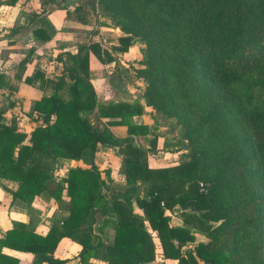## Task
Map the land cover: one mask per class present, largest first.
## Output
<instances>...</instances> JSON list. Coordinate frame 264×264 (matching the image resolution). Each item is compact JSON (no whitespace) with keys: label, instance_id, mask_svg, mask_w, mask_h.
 Instances as JSON below:
<instances>
[{"label":"trees","instance_id":"obj_1","mask_svg":"<svg viewBox=\"0 0 264 264\" xmlns=\"http://www.w3.org/2000/svg\"><path fill=\"white\" fill-rule=\"evenodd\" d=\"M119 1L130 5L144 44L143 67L135 69L136 77L147 81L144 104L161 106L184 121L187 134L201 129L202 146L177 164L149 167L157 137L150 138L149 147L135 142L150 133L138 118L144 105L97 100L89 54L103 64L112 62L113 51H127L135 33L122 28L115 43L92 39L65 52L63 76L56 82L40 71L23 80L64 87L67 98L53 94L35 100L31 112L40 123L28 137L14 123L0 122V178L18 182L13 199L30 203L45 191L66 214L45 234L13 222L0 237V264L19 262L2 248L32 253L33 264H64L53 255L63 237L80 245V264H91L88 257L104 264L151 262L157 255L154 238L162 257L177 264H264V97L256 91L264 93V0ZM94 10L93 0H87L66 10V17L96 24ZM33 36L50 38L41 28ZM3 77L0 73V85ZM81 111H94L105 125L94 127ZM113 125H124L127 135L114 136L108 128ZM99 146L117 147L125 186L114 188L109 169L101 177L95 164ZM63 160H80L86 167L71 166L57 178L54 170ZM137 183L144 197L138 196ZM109 185L108 201L102 186ZM175 207L182 226L171 224L166 213ZM107 226L113 235L104 241L99 234ZM193 229L208 241L194 242Z\"/></svg>","mask_w":264,"mask_h":264},{"label":"crops","instance_id":"obj_2","mask_svg":"<svg viewBox=\"0 0 264 264\" xmlns=\"http://www.w3.org/2000/svg\"><path fill=\"white\" fill-rule=\"evenodd\" d=\"M81 1L73 0L72 3L70 0L0 1V73L4 75L0 85V112L2 113L0 122L6 125L14 123L18 131L26 133L27 137L32 128L40 123V121L33 119L34 117L31 112L33 102L42 96L55 94L58 97L67 98L68 94L64 87L54 89L52 83H47L43 87H40L39 81H35L31 85L24 82L23 78L25 76H33L36 71H40L43 73L45 79L56 82L58 78L63 76L62 61L66 57L65 52L73 53L79 44L92 39L101 40L102 42L110 40V42L115 43L117 42V38L123 34L120 28L113 25H102L100 23L82 24L67 18L66 10H72ZM40 28L44 29L45 33L50 36L48 40L34 39L33 30ZM86 30L94 33V36L98 34L100 36L95 38L93 36L92 39L88 38L90 34L87 36ZM128 50L113 51L112 54L115 59L107 64L101 63L92 53L89 54V81L96 92L98 101L104 103L118 100L130 101L124 98H116L111 101L109 100L111 96L118 97L116 93L112 95V91L109 90L104 91L101 95L98 91V87L102 85L104 77L110 73V70H113L111 65H119L117 59L125 55ZM58 54H62V60L56 59ZM26 55H29L28 60L23 68H20L19 62ZM120 62L123 61L120 60ZM63 78L66 83H70V79L67 76ZM129 85V83L125 82L124 88L126 87L129 90L131 87ZM119 94L123 95V93ZM139 101L141 102V100ZM138 118L139 121L149 126L147 121H142L143 115H140ZM100 120H103L105 125L106 119L100 118ZM89 122L90 124H94L91 120ZM98 125L101 126L102 124L98 123ZM108 128L117 138H124L127 135L124 125H113L108 126ZM112 151L110 146H99L96 151L95 164L102 178H105L104 173L107 170H104L103 164L106 162V159L108 160V153L114 152ZM158 153L159 151H152L148 154L147 163L149 167L172 165H168L165 162L162 165L160 164L166 159L167 154L171 155V153L166 152L163 160L157 155ZM98 156H103L105 159L98 158ZM116 159H118L116 165H108L111 168L109 169L108 178L112 181L115 189L126 185L125 178L120 173V156L116 157ZM77 165L86 167L80 160H63L54 170V175L57 178H61L66 174L69 167ZM17 186L18 182L15 180L0 178V237L5 235L6 231L12 227L15 221L26 223L35 232L45 234L58 216L66 214L63 206L58 204L45 191L34 196L30 203L13 199L11 191H14ZM136 188L139 191L138 196L144 197V187L137 183ZM111 191L110 185L108 188L102 186V193L108 201L112 193ZM63 199L67 200L68 198L63 196ZM132 204L138 212L139 209H137L134 201ZM166 213L170 218L171 224L182 226L183 217L178 207L169 211L167 210ZM97 216L99 219L103 217L99 211L95 215V218L99 220ZM192 234L195 238L194 242L206 243L208 241L206 235L201 231L193 229ZM112 235L113 229L110 226L105 227L104 232L99 234L101 240L104 241L111 240ZM154 242L157 245L156 259L145 264H177L175 260L163 258L157 239L154 238ZM80 248V245L74 240L63 237L59 240L53 255L54 257L65 259L64 264H80L78 256ZM2 251L18 258V264H33L34 256L30 252L17 251L10 248H2ZM87 262L91 264H104L101 260L93 257H88Z\"/></svg>","mask_w":264,"mask_h":264},{"label":"rangeland","instance_id":"obj_3","mask_svg":"<svg viewBox=\"0 0 264 264\" xmlns=\"http://www.w3.org/2000/svg\"><path fill=\"white\" fill-rule=\"evenodd\" d=\"M9 1L14 0H7V2ZM70 1L72 3L73 0ZM83 1L87 0H82L81 2ZM93 4L95 9V23L110 26L113 25L115 27L120 28V30L122 28H126L127 30L136 34L133 35V41L132 44L129 46L130 48L128 52L123 55L120 59H117L119 65H111L113 70H110V73L104 77L102 85L98 87L99 93H101L102 95L104 91L109 90L112 91V95L116 93L118 97L111 96L109 98V100L111 101L116 98H124L138 101L141 100V103L144 105V112L142 114L143 120L142 118L140 119L149 123L150 133L145 136H139L135 138L136 144L149 147L150 138L156 136L157 140L155 143L154 151H159L157 155H159V157L163 160V157L166 156V152L171 153V155L167 154L166 159L164 161L161 160V165L164 164V162L169 165L177 164L178 162L186 160L190 153L200 149V147L202 146L201 134L203 133V131L201 129H197L195 131L191 130L187 134L188 126H186V123L184 121L176 119L161 106H148L144 104L143 93L147 89V81L143 78L141 79L136 77L135 73V69L143 67L141 66L139 61L143 58L142 49L144 47V44L141 36L137 34V23L133 18L130 5H127L124 2H120L119 0H104L103 2H99V0H93ZM87 33V36L90 34V37L88 38L92 39L94 33L88 31ZM98 36L100 35H95L94 38ZM104 43L108 44L111 42L110 40H106ZM120 60L123 62H120ZM125 82L131 85L129 90L126 87L124 88ZM256 91L258 95H262V97H264L263 90ZM119 93H123V95ZM95 114L96 113L94 111L80 112V115L82 117H86L89 121H93L94 124L92 125L94 127L102 128V125H104V121L100 120V118H97ZM98 123H101L102 125L100 126L98 125ZM185 134L189 136L184 137ZM178 141H180V143H177ZM165 143H169L170 145H165ZM111 148L114 152L112 151L113 153L111 154L108 153V160L106 159V162H104L103 164L104 170L111 169L108 165H116L118 160L116 159V157L119 156L117 148ZM98 158H102L103 160L105 159L103 158V156H98ZM49 185L51 186L52 183H50ZM137 194H139V191L137 192ZM97 218L99 219L98 216Z\"/></svg>","mask_w":264,"mask_h":264}]
</instances>
